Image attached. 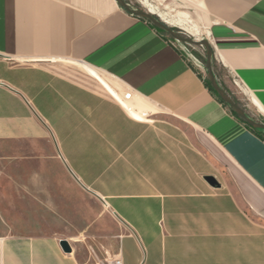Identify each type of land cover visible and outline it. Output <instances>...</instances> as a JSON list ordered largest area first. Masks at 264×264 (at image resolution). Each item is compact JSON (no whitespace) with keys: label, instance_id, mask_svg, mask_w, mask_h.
<instances>
[{"label":"crops","instance_id":"crops-1","mask_svg":"<svg viewBox=\"0 0 264 264\" xmlns=\"http://www.w3.org/2000/svg\"><path fill=\"white\" fill-rule=\"evenodd\" d=\"M196 1L264 121V0ZM114 256L264 264V140L117 0H0V264Z\"/></svg>","mask_w":264,"mask_h":264},{"label":"rangeland","instance_id":"rangeland-1","mask_svg":"<svg viewBox=\"0 0 264 264\" xmlns=\"http://www.w3.org/2000/svg\"><path fill=\"white\" fill-rule=\"evenodd\" d=\"M125 1L129 4L131 8L139 9L145 12H150L156 18H159V19H161V17L157 13H162L168 18H172L176 14H178L177 11L185 13L186 15L185 18L188 20V23L185 24V26L188 28H186L185 30L184 28L182 29L181 26L170 25L166 23L178 35L185 37V38H191L193 40H196V39L201 40V39L206 38L207 30L212 24L211 20L203 13V11L201 10L196 0H146V1L145 0H125ZM146 4H150L154 8L155 12H151L150 10H148V6ZM192 26L194 29L192 28ZM160 31H161L160 33L163 34L165 38H167L169 42L172 43L177 49H179V51L185 56V58H187L189 62H191L192 65L195 66L200 71L203 79H208L207 71L205 68L206 53H205L204 46L185 43L183 41H178L165 30L161 29ZM212 65L213 64H212V59H211V67ZM219 73L221 75V81H218V80L217 81L219 82L221 87L231 97H234L237 100L238 104L243 109H245V111L250 117L258 121L264 122L263 120H261L260 116L255 112V110L252 107L245 106V96L242 93V91L238 88V86L235 84L232 76H230L227 72L222 71V70H220ZM213 177L216 179L215 176Z\"/></svg>","mask_w":264,"mask_h":264},{"label":"water","instance_id":"water-1","mask_svg":"<svg viewBox=\"0 0 264 264\" xmlns=\"http://www.w3.org/2000/svg\"><path fill=\"white\" fill-rule=\"evenodd\" d=\"M117 2L129 13L134 14L136 16L147 19L149 22L154 24L155 26L165 30L171 36H173L178 41H183L185 43L202 45L205 48V68L207 71V78L210 82L211 87L220 97V99L226 103L241 119H243L249 126L256 129H262L264 131V122L258 121L250 117L245 109H243L238 103H236L233 98L221 87L219 82L217 81L211 67V56L212 49L209 45V42L206 38L201 40H193L191 38H185L178 35L170 26L166 24L164 20L156 18L152 13L145 12L139 9H133L129 6V4L125 0H117ZM205 181L211 186H218L217 180L212 175L204 176ZM60 246L63 251L70 252L71 248L69 243L66 240H60Z\"/></svg>","mask_w":264,"mask_h":264},{"label":"trees","instance_id":"trees-1","mask_svg":"<svg viewBox=\"0 0 264 264\" xmlns=\"http://www.w3.org/2000/svg\"><path fill=\"white\" fill-rule=\"evenodd\" d=\"M145 19V18H144ZM147 22H149L147 19H145ZM149 24L155 29V30H157L158 32H161L160 30L161 29H159L158 27H156V26H154L153 24H151L150 22H149ZM212 59V58H211ZM204 80V83H205V85H206V87L208 88V90H210L215 96H216V98L219 100V102H221L224 106H226L229 110H230V112L235 116V117H237L239 120H241L249 129H251L255 134H257L258 136H260L263 140H264V131L262 130V129H256V128H252L251 126H249L243 119H241L226 103H224L221 99H220V97L217 95V93L214 91V89L211 87V85H210V82H209V80L208 79H203ZM233 98V100L236 102V103H238L237 102V100L234 98V97H232Z\"/></svg>","mask_w":264,"mask_h":264},{"label":"bare ground","instance_id":"bare-ground-1","mask_svg":"<svg viewBox=\"0 0 264 264\" xmlns=\"http://www.w3.org/2000/svg\"><path fill=\"white\" fill-rule=\"evenodd\" d=\"M146 1V0H145ZM143 2V1H142ZM151 4V3H150ZM150 4H146L147 6H148V10H150L151 12H155V10H154V8L150 5ZM177 13L178 14H176L174 17H172V18H168V17H166L164 14H162V13H157L160 17H161V19L162 20H164L167 24H170V25H178V26H181L182 27V29L184 28V30L186 29V28H188V27H186L185 26V24H187L188 23V20L185 18L186 17V15H185V13H183V12H178L177 11ZM166 14V13H165ZM177 26V27H178ZM192 28H193V26H192ZM194 29V28H193ZM197 29V28H196ZM195 29V30H196ZM198 32H199V30H198ZM191 33V32H190ZM189 33V34H190ZM197 40V39H196Z\"/></svg>","mask_w":264,"mask_h":264},{"label":"built area","instance_id":"built-area-1","mask_svg":"<svg viewBox=\"0 0 264 264\" xmlns=\"http://www.w3.org/2000/svg\"><path fill=\"white\" fill-rule=\"evenodd\" d=\"M130 93L125 94L124 98H129ZM103 264H123L119 256H114L110 260H105Z\"/></svg>","mask_w":264,"mask_h":264},{"label":"flooded vegetation","instance_id":"flooded-vegetation-1","mask_svg":"<svg viewBox=\"0 0 264 264\" xmlns=\"http://www.w3.org/2000/svg\"><path fill=\"white\" fill-rule=\"evenodd\" d=\"M262 122V121H261Z\"/></svg>","mask_w":264,"mask_h":264}]
</instances>
